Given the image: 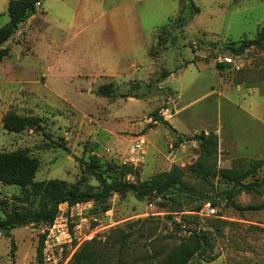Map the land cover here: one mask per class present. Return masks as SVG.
I'll list each match as a JSON object with an SVG mask.
<instances>
[{
  "label": "rangeland",
  "instance_id": "374dc122",
  "mask_svg": "<svg viewBox=\"0 0 264 264\" xmlns=\"http://www.w3.org/2000/svg\"><path fill=\"white\" fill-rule=\"evenodd\" d=\"M10 1L0 0V29L9 23ZM193 2L198 14L186 0H83L76 21L72 8L43 0L46 18L37 10L20 26L8 42L9 57L0 62V152L29 150L39 163L35 182L61 180L92 191L99 183L80 161L89 156L104 167L137 170L142 181L179 168L188 184L201 189V180L189 172L200 157L197 137L216 131L226 138L231 133L238 149L251 145L262 156L219 149L218 169L245 170L264 160V48L239 56L235 75L216 67L220 58L235 59L228 48L257 39L264 27V0ZM116 26L134 46L131 55L117 52ZM116 53L120 72L114 79L104 77L102 70ZM107 84L117 97L97 94ZM10 111L40 118L50 138L33 130H5ZM174 131L186 141L179 143ZM263 175L264 167L258 177ZM213 183L227 188L216 179ZM22 196L20 187L0 183V217L27 206ZM187 204L177 197L174 205L162 207L129 193L113 195L107 203L63 204L57 218L69 219L79 239L75 246L99 243L104 264H158L192 228L211 233L216 257L194 263L264 264V188L239 192L233 203L221 200L211 216L188 212ZM44 228L30 225L13 230L12 238L0 237V264H38ZM122 235L131 236L121 251Z\"/></svg>",
  "mask_w": 264,
  "mask_h": 264
},
{
  "label": "trees",
  "instance_id": "16d2710c",
  "mask_svg": "<svg viewBox=\"0 0 264 264\" xmlns=\"http://www.w3.org/2000/svg\"><path fill=\"white\" fill-rule=\"evenodd\" d=\"M194 14L200 10L193 0H186ZM41 0H11L8 5L9 23L0 29V62L9 57L11 49L8 42L17 34L20 26L26 23L37 13V4ZM168 24H171V19ZM165 25L160 30L168 26ZM264 27L255 40L244 41L238 48H228L235 57L245 54L251 48H264ZM222 64L217 65L219 71L223 70ZM97 94L106 98H115L113 84L101 86ZM135 98V97H134ZM160 121H163L160 120ZM3 127L11 133H23L26 130L42 132L47 138L41 119L10 111L3 120ZM178 142L183 143L184 136L174 131ZM200 144V157L189 168V172L201 180V189L197 185L188 184L185 181V171L175 168L170 172L160 173L153 178L142 181L140 173L128 166L108 165L104 167L96 156L81 159L85 172L98 183L97 191L83 190L77 185H70L66 181L50 180L35 182L39 170L38 161L29 155V150H17L12 152H0V183L6 186H18L22 190L21 202L27 206L14 208L10 212H4V218L0 217V234L2 237L12 238V231L30 225H51L60 213V206L68 204L74 207L86 203H107L113 195L125 196L133 194L138 200H155L162 207L172 206L177 197H184L187 201L188 212L199 213L206 203L213 207L220 205L221 200L233 203L239 192L259 193L264 188V175L259 172L264 167V160L257 161L248 169H218L217 158L219 154L218 136L215 133L202 134L197 137ZM58 147L63 145L58 144ZM51 147V144H48ZM132 177L133 180L129 179ZM227 188L220 190L213 180ZM202 201V202H201ZM199 202V203H198ZM37 204L35 210L31 206ZM175 223V222H174ZM188 236L166 253L158 264H200L196 260L205 263L213 262L216 257L211 253L214 243L208 230L192 228L187 230ZM131 236V235H130ZM128 235L120 236L121 251L126 243ZM45 236L40 237L37 247V263L43 264V247ZM16 244L12 240V248L9 257L14 260ZM103 255L99 249V243L95 240L86 242L75 253L71 264H104Z\"/></svg>",
  "mask_w": 264,
  "mask_h": 264
},
{
  "label": "crops",
  "instance_id": "0c3cea01",
  "mask_svg": "<svg viewBox=\"0 0 264 264\" xmlns=\"http://www.w3.org/2000/svg\"><path fill=\"white\" fill-rule=\"evenodd\" d=\"M82 1L83 0H79L77 3H74V1L70 2L69 0H47V2H49L48 3L49 5L53 4L55 7H58V8H62L65 10L68 8H72V17L75 18L76 21L78 20L79 15H81ZM47 10H49V8L45 9L43 0H41L40 8L38 9V11H40V13H42V15L45 18H46L47 12H48ZM61 12H63V11H61ZM36 15H37V13L34 15V18ZM115 31L119 35L116 50H117V52H120V57H126L128 55H131V53H133L134 46L132 45L130 39H128V41L125 42V40L121 36V30L117 26L115 27ZM37 32L40 33L39 30ZM151 47H152V45L150 47L146 46V48H147L146 53H148L146 55L148 57H149V50ZM114 56L116 57L115 61L109 62L110 64L108 66L104 67L102 70V73L104 74L103 76L110 78V79L116 78L117 73L120 72L119 71L120 64L118 63L119 58H117V57H119V54L116 53V55H114ZM237 58H239V57H235V59H234L235 62L237 61ZM221 66L223 67V70L219 71L220 73H230V72L234 71V69L237 70V68L234 65L222 64ZM53 68H54L53 66L50 67L48 65L49 71L54 70ZM240 69H241V67H240ZM232 75H235V74L232 72ZM252 114L255 116L254 119H256V121L260 122L259 117H257L254 113H252ZM221 133L219 131H216V133H215L218 136L219 149L221 151L230 150L231 152H237L240 156H243V157H257V158L259 157V158H262L261 153L259 152V150H256L254 148V146L252 147L251 145H248V146L244 145L242 147V149H238L234 144L236 142V139L231 138V135H230L231 133L228 134V136H229L228 138L224 137Z\"/></svg>",
  "mask_w": 264,
  "mask_h": 264
},
{
  "label": "built area",
  "instance_id": "2783aa9c",
  "mask_svg": "<svg viewBox=\"0 0 264 264\" xmlns=\"http://www.w3.org/2000/svg\"><path fill=\"white\" fill-rule=\"evenodd\" d=\"M37 6H40V4H37ZM219 62L221 64L234 65L237 70L240 69V66L231 57L220 58ZM160 115L167 116V112L162 111ZM200 212L201 214L205 213V215L211 216L216 213V208L210 203H206ZM43 234L45 236L43 264H69L74 253L79 248L78 245L75 246V242L79 241V239L76 237L75 230L71 228L69 219H55L53 224L45 226ZM0 237H2L1 234Z\"/></svg>",
  "mask_w": 264,
  "mask_h": 264
}]
</instances>
